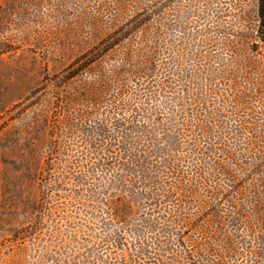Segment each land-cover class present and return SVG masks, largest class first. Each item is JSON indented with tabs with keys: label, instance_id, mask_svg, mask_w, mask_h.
<instances>
[{
	"label": "rangeland",
	"instance_id": "374dc122",
	"mask_svg": "<svg viewBox=\"0 0 264 264\" xmlns=\"http://www.w3.org/2000/svg\"><path fill=\"white\" fill-rule=\"evenodd\" d=\"M259 0H0V264H264Z\"/></svg>",
	"mask_w": 264,
	"mask_h": 264
},
{
	"label": "trees",
	"instance_id": "16d2710c",
	"mask_svg": "<svg viewBox=\"0 0 264 264\" xmlns=\"http://www.w3.org/2000/svg\"><path fill=\"white\" fill-rule=\"evenodd\" d=\"M259 31L258 38L264 44V0H259Z\"/></svg>",
	"mask_w": 264,
	"mask_h": 264
}]
</instances>
